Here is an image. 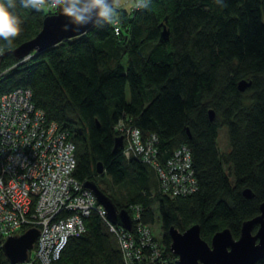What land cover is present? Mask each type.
Wrapping results in <instances>:
<instances>
[{"label": "trees", "instance_id": "16d2710c", "mask_svg": "<svg viewBox=\"0 0 264 264\" xmlns=\"http://www.w3.org/2000/svg\"><path fill=\"white\" fill-rule=\"evenodd\" d=\"M223 2L224 7L216 0H150L147 8L119 11V34L111 25L90 26L31 50L26 59L19 61L11 52L0 57V69L7 67L0 72V93L28 87L45 118L67 128L75 178L83 183L103 172L113 184L125 183L129 192L123 201L98 187L118 208L137 203L144 223L153 221L156 203L161 255L170 258L166 264H177L168 246L170 225L182 230L196 222L207 241L222 227L236 237L242 220L255 215L264 198V0ZM53 10L25 9L17 2L14 11L23 30L11 45L0 40L3 50L33 36ZM162 26L167 44L158 39ZM241 79L249 81L242 90ZM119 118L135 124L142 137L155 134L159 163L185 144L195 188L169 196L159 190L154 167L123 155L121 144L113 149ZM222 125L228 149L220 155L215 138ZM244 187L250 196L242 193ZM0 264L17 263H10L0 247ZM53 264L124 261L113 234L92 210ZM253 264H264V256Z\"/></svg>", "mask_w": 264, "mask_h": 264}, {"label": "built area", "instance_id": "2783aa9c", "mask_svg": "<svg viewBox=\"0 0 264 264\" xmlns=\"http://www.w3.org/2000/svg\"><path fill=\"white\" fill-rule=\"evenodd\" d=\"M137 2L132 0L128 10L118 6L119 11L128 14ZM122 21L119 16L111 24L114 34H119ZM114 128L122 137L123 155H133L154 167L161 192L173 196L195 188L185 144L177 145L159 163L154 133L142 137L135 124L121 118ZM74 164V143L67 128L45 118L43 110L32 103L28 87L15 86L0 93V247L6 235L34 226L37 234L28 258L16 263L53 264L67 238L83 230V219L94 210L113 234L124 264H166L170 258L161 255L160 238L152 233L150 223L139 219L140 206L127 205L129 228L112 222L90 188L72 175Z\"/></svg>", "mask_w": 264, "mask_h": 264}, {"label": "water", "instance_id": "95a60500", "mask_svg": "<svg viewBox=\"0 0 264 264\" xmlns=\"http://www.w3.org/2000/svg\"><path fill=\"white\" fill-rule=\"evenodd\" d=\"M65 23H67L66 17L61 14L58 8L54 7L53 11L42 17L40 28L33 36L21 41L11 49L3 50L0 57L6 52H11L14 57L19 58L31 50L39 51L63 38L83 33L91 26L80 28L77 31H63L62 25ZM158 39L167 44L168 35L165 26H162ZM248 83L249 81L241 79L237 86L242 90ZM208 115L209 118L213 115L210 108ZM121 141V135H115L112 148L118 147ZM96 170H101L100 162L97 163ZM83 184L90 188L96 201L103 206L108 219L125 228L130 227V217L124 207L118 208L94 180L88 179ZM242 193L245 196L251 194L247 187L242 189ZM167 233L170 238L168 246L175 254L177 264H253L255 260L264 256V198L258 204V212L242 220L236 237L231 235L228 227H222L214 231L207 241L199 235V225L196 222L182 230L170 225L167 228ZM36 234L37 228L29 226L20 233L6 235L1 243L4 257L10 263L27 260ZM144 264L153 263L146 262Z\"/></svg>", "mask_w": 264, "mask_h": 264}, {"label": "clouds", "instance_id": "9594fccd", "mask_svg": "<svg viewBox=\"0 0 264 264\" xmlns=\"http://www.w3.org/2000/svg\"><path fill=\"white\" fill-rule=\"evenodd\" d=\"M19 5L25 9L41 11L49 4L60 10L67 23L63 31H77L91 25L104 28L119 21L118 0H0V40L11 45L22 33V20L14 11ZM216 3L224 7L223 0ZM150 0H138L137 6L147 8Z\"/></svg>", "mask_w": 264, "mask_h": 264}, {"label": "rangeland", "instance_id": "374dc122", "mask_svg": "<svg viewBox=\"0 0 264 264\" xmlns=\"http://www.w3.org/2000/svg\"><path fill=\"white\" fill-rule=\"evenodd\" d=\"M132 0H118V6H121L125 10H128ZM247 101L244 100L243 103ZM216 146L220 155H222L228 149L227 135L225 126H220L217 129V135L215 138ZM226 169V164L223 165ZM94 180L97 185L103 189L106 193L112 195L117 201H123L129 192V188L125 183L113 184L110 177L103 172L94 175ZM153 209V221L150 223L152 233L158 238L161 237V229L159 224L158 211L156 203L152 204ZM32 254V253H31Z\"/></svg>", "mask_w": 264, "mask_h": 264}]
</instances>
